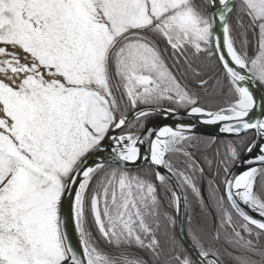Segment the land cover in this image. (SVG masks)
Wrapping results in <instances>:
<instances>
[{
  "label": "snow or ice",
  "instance_id": "snow-or-ice-1",
  "mask_svg": "<svg viewBox=\"0 0 264 264\" xmlns=\"http://www.w3.org/2000/svg\"><path fill=\"white\" fill-rule=\"evenodd\" d=\"M262 86L264 0H0V264H264Z\"/></svg>",
  "mask_w": 264,
  "mask_h": 264
},
{
  "label": "trees",
  "instance_id": "trees-1",
  "mask_svg": "<svg viewBox=\"0 0 264 264\" xmlns=\"http://www.w3.org/2000/svg\"><path fill=\"white\" fill-rule=\"evenodd\" d=\"M202 63L205 65L206 70L208 69V67H211L214 70V72H218L219 71V69L215 66V62L214 61H212V62H210V61H203ZM262 87H264V86H262ZM181 111H183V110H181ZM158 118H159L158 115L157 116H154L149 121V124H151L153 121H155ZM201 139L207 141L210 138L201 137ZM216 142L217 143H222L223 140H220L219 139V140H216ZM203 147L204 146H201V149L199 151L193 150L194 153H195V155H196V157H197V159H202L200 152L203 151ZM211 154H212V149H209L208 155H211ZM139 170L142 171L143 168H141ZM200 187H201V191H202L203 195L207 199L209 197L210 192H211V189L207 187V181L206 180L205 181H202L200 183ZM188 196H189V194H188ZM191 199L193 201H191ZM189 203H190V208H189L190 210L189 209L188 210H189V213L191 212L192 227H195L198 223L204 222L205 217H206L207 227L209 229H211L212 226H213V224L215 223L213 216L207 215V211L206 210L202 212L201 209H200V207L197 206L196 201L192 197L190 198V196H189ZM164 210L167 211V212H169L173 216H176V214L174 212H172V209L171 208H165ZM176 219H177V217H176ZM187 230H188V227H187ZM165 231H167L168 236H174L175 239H176V241L180 245H182L183 247H185L184 244L182 243L181 239H180V236H179V233H178V229H177V224H176V226L174 228L171 227V226H166L165 228H161V231L158 234L159 237H160V239H161L162 244H164L165 247H167L168 236L165 235Z\"/></svg>",
  "mask_w": 264,
  "mask_h": 264
},
{
  "label": "water",
  "instance_id": "water-1",
  "mask_svg": "<svg viewBox=\"0 0 264 264\" xmlns=\"http://www.w3.org/2000/svg\"><path fill=\"white\" fill-rule=\"evenodd\" d=\"M234 2L238 3V0H234ZM256 93L257 95L261 94V90L256 89ZM177 118L181 119L184 124H194L195 125L194 133L200 137L216 138V140H219V139L224 140V134L218 133L217 131V129L219 128V125H214V126L203 125L201 123H198L194 118H190L186 115H182V111L181 113L177 114ZM164 123L175 124L176 120H174L172 117H168L167 119H165V117L159 116V119L154 121L151 124H164ZM137 163L142 164V162H137ZM141 168H143V166ZM176 190L180 191L179 188H177ZM252 214L255 215L254 213ZM177 229H178V233H179L182 243L184 244L186 248L190 250V237L186 230L185 216H184L183 211L181 212L179 216H177ZM189 253L191 254V251H189Z\"/></svg>",
  "mask_w": 264,
  "mask_h": 264
},
{
  "label": "rangeland",
  "instance_id": "rangeland-1",
  "mask_svg": "<svg viewBox=\"0 0 264 264\" xmlns=\"http://www.w3.org/2000/svg\"><path fill=\"white\" fill-rule=\"evenodd\" d=\"M188 194H189L190 198H191V197L193 198L191 192H189ZM193 199H194V198H193ZM194 200H195V199H194ZM191 201H193V200L191 199ZM189 208H190V207H189ZM189 210H190V209H189ZM189 210H188V212H189ZM190 214H191V212H190ZM185 224H186V230H187V227H188L187 232H188V235H189V233H190V231H191V228H190L189 224L186 222V220H185Z\"/></svg>",
  "mask_w": 264,
  "mask_h": 264
},
{
  "label": "flooded vegetation",
  "instance_id": "flooded-vegetation-1",
  "mask_svg": "<svg viewBox=\"0 0 264 264\" xmlns=\"http://www.w3.org/2000/svg\"><path fill=\"white\" fill-rule=\"evenodd\" d=\"M157 120V119H156ZM154 122V121H153Z\"/></svg>",
  "mask_w": 264,
  "mask_h": 264
}]
</instances>
